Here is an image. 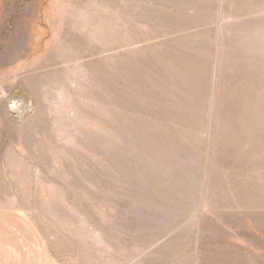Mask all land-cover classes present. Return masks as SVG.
<instances>
[{"label":"rangeland","instance_id":"1","mask_svg":"<svg viewBox=\"0 0 264 264\" xmlns=\"http://www.w3.org/2000/svg\"><path fill=\"white\" fill-rule=\"evenodd\" d=\"M0 264H264V0H0Z\"/></svg>","mask_w":264,"mask_h":264}]
</instances>
